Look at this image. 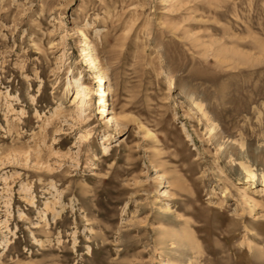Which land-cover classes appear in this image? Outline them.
<instances>
[{"label": "rangeland", "instance_id": "1", "mask_svg": "<svg viewBox=\"0 0 264 264\" xmlns=\"http://www.w3.org/2000/svg\"><path fill=\"white\" fill-rule=\"evenodd\" d=\"M263 178L264 0H0V264H264Z\"/></svg>", "mask_w": 264, "mask_h": 264}, {"label": "bare ground", "instance_id": "2", "mask_svg": "<svg viewBox=\"0 0 264 264\" xmlns=\"http://www.w3.org/2000/svg\"><path fill=\"white\" fill-rule=\"evenodd\" d=\"M79 28V27H78ZM78 30V29H77ZM78 32H79V30H78ZM83 33V32H82ZM92 55V54H91ZM92 58H94V56L92 55L91 56V59ZM93 60V62L92 63H94L95 64V60L96 59H92ZM102 75V74H101ZM100 79L101 80H103V78H102V76H100ZM105 80V79H104ZM102 82V81H101ZM101 89H102V91H104L106 94H107V91H106V88H103V85H101ZM77 92H76V94H75V96H74V99H73V103L74 104H76V106H77V108L81 111V112H84L85 111V109H86V106H87V97H88V95H87V93H86V91L84 90V88L81 86V85H79V88L76 90ZM114 113V112H113ZM118 120V117H116V115L114 114V115H111V116H109V121H117ZM248 174H249V179H248V181L249 182H251L252 183V185L256 182V180H257V175H256V173L255 172H253V170H248ZM263 184H264V178H263ZM255 185V184H254ZM248 187V186H247ZM246 187V188H247ZM245 195H246V193H245ZM247 196V195H246ZM250 199V198H249Z\"/></svg>", "mask_w": 264, "mask_h": 264}]
</instances>
